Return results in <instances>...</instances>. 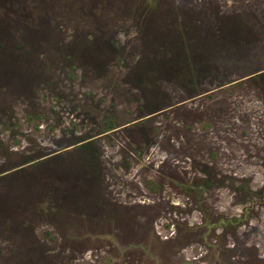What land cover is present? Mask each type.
Masks as SVG:
<instances>
[{
	"label": "rangeland",
	"instance_id": "obj_1",
	"mask_svg": "<svg viewBox=\"0 0 264 264\" xmlns=\"http://www.w3.org/2000/svg\"><path fill=\"white\" fill-rule=\"evenodd\" d=\"M0 264H264V0H0Z\"/></svg>",
	"mask_w": 264,
	"mask_h": 264
},
{
	"label": "trees",
	"instance_id": "obj_2",
	"mask_svg": "<svg viewBox=\"0 0 264 264\" xmlns=\"http://www.w3.org/2000/svg\"><path fill=\"white\" fill-rule=\"evenodd\" d=\"M113 127H114V126H113ZM113 127L109 125V126L106 127V129L103 128V129H101L98 133H99V134L104 133V132H106V131H108V130L113 129ZM87 143H88V141L79 144V145H80L79 148L86 146ZM40 157H42V155H38V156L33 157V158H31V159H27L25 162H23V163H21V164H18V165H16L15 167H18V166H20V165H22V164H24V163H28V165H30V164H32V163H35V161H36V162H38V161H42L43 159L36 160V159H39ZM3 171H6V170H3ZM3 171H2V172H3Z\"/></svg>",
	"mask_w": 264,
	"mask_h": 264
}]
</instances>
